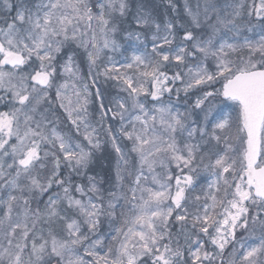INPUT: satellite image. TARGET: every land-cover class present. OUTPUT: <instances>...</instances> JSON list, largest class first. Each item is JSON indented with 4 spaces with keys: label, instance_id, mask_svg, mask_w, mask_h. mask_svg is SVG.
I'll list each match as a JSON object with an SVG mask.
<instances>
[{
    "label": "snow or ice",
    "instance_id": "snow-or-ice-1",
    "mask_svg": "<svg viewBox=\"0 0 264 264\" xmlns=\"http://www.w3.org/2000/svg\"><path fill=\"white\" fill-rule=\"evenodd\" d=\"M168 5L0 0V264H264V0Z\"/></svg>",
    "mask_w": 264,
    "mask_h": 264
},
{
    "label": "trees",
    "instance_id": "trees-1",
    "mask_svg": "<svg viewBox=\"0 0 264 264\" xmlns=\"http://www.w3.org/2000/svg\"><path fill=\"white\" fill-rule=\"evenodd\" d=\"M176 2L178 3L179 9L182 13L184 0H176ZM147 3L149 5V8L152 10H157V11L162 10L163 13L166 15V17L169 15H178V13H169L168 0H147ZM180 22L183 23L184 21L181 20ZM102 91L105 92L106 96L108 93H113V94L115 93V91H113V89H112L111 84H102ZM104 165H105V167H107V161H104ZM97 171H99L101 175H104V172L102 169L98 168Z\"/></svg>",
    "mask_w": 264,
    "mask_h": 264
},
{
    "label": "rangeland",
    "instance_id": "rangeland-1",
    "mask_svg": "<svg viewBox=\"0 0 264 264\" xmlns=\"http://www.w3.org/2000/svg\"><path fill=\"white\" fill-rule=\"evenodd\" d=\"M196 2H197V0H189V3H190L191 6H193V8L195 7ZM228 2H231V0H220L221 4H225V3H228ZM200 3L202 4L203 0H200ZM150 10H152V9H150ZM153 11H155L159 15H162V16L166 17V15L163 13L162 10L161 11L153 10ZM111 85H112L113 91H116L115 86L113 84H111Z\"/></svg>",
    "mask_w": 264,
    "mask_h": 264
}]
</instances>
